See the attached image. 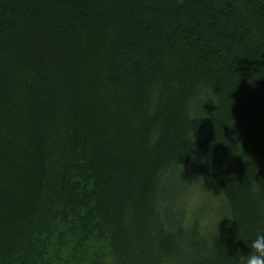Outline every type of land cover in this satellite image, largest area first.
Returning a JSON list of instances; mask_svg holds the SVG:
<instances>
[{
    "label": "trees",
    "instance_id": "obj_1",
    "mask_svg": "<svg viewBox=\"0 0 264 264\" xmlns=\"http://www.w3.org/2000/svg\"><path fill=\"white\" fill-rule=\"evenodd\" d=\"M260 231L264 0H0V264H242Z\"/></svg>",
    "mask_w": 264,
    "mask_h": 264
},
{
    "label": "clouds",
    "instance_id": "obj_2",
    "mask_svg": "<svg viewBox=\"0 0 264 264\" xmlns=\"http://www.w3.org/2000/svg\"><path fill=\"white\" fill-rule=\"evenodd\" d=\"M210 207H219V204L210 203ZM248 247V254L240 257L242 264H264V231L258 232L255 238H249Z\"/></svg>",
    "mask_w": 264,
    "mask_h": 264
}]
</instances>
